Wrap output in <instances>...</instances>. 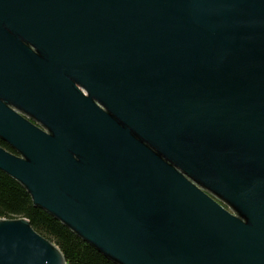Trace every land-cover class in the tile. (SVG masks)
I'll return each mask as SVG.
<instances>
[{
  "label": "water",
  "instance_id": "water-1",
  "mask_svg": "<svg viewBox=\"0 0 264 264\" xmlns=\"http://www.w3.org/2000/svg\"><path fill=\"white\" fill-rule=\"evenodd\" d=\"M0 140L116 264H264V0H0ZM0 264L68 263L20 217Z\"/></svg>",
  "mask_w": 264,
  "mask_h": 264
},
{
  "label": "trees",
  "instance_id": "trees-1",
  "mask_svg": "<svg viewBox=\"0 0 264 264\" xmlns=\"http://www.w3.org/2000/svg\"><path fill=\"white\" fill-rule=\"evenodd\" d=\"M0 144L13 153L17 152L3 140ZM20 217L29 219L35 230L54 241L68 264H116L46 210L35 206L26 187L0 169V218Z\"/></svg>",
  "mask_w": 264,
  "mask_h": 264
},
{
  "label": "rangeland",
  "instance_id": "rangeland-1",
  "mask_svg": "<svg viewBox=\"0 0 264 264\" xmlns=\"http://www.w3.org/2000/svg\"><path fill=\"white\" fill-rule=\"evenodd\" d=\"M220 203H222L226 208H228L229 210H231L226 204H224L222 201H220L219 199H217ZM232 211V210H231Z\"/></svg>",
  "mask_w": 264,
  "mask_h": 264
}]
</instances>
